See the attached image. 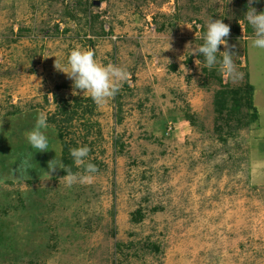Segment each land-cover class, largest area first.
<instances>
[{"label":"rangeland","instance_id":"374dc122","mask_svg":"<svg viewBox=\"0 0 264 264\" xmlns=\"http://www.w3.org/2000/svg\"><path fill=\"white\" fill-rule=\"evenodd\" d=\"M247 11L248 0H0V264H264V50ZM212 19L230 25L235 76L193 55ZM75 47L128 71L102 106L55 68ZM39 111L46 152L25 136ZM82 145L92 183L47 176Z\"/></svg>","mask_w":264,"mask_h":264},{"label":"clouds","instance_id":"9594fccd","mask_svg":"<svg viewBox=\"0 0 264 264\" xmlns=\"http://www.w3.org/2000/svg\"><path fill=\"white\" fill-rule=\"evenodd\" d=\"M258 0H248V11L244 19L254 29V39L252 46L264 50V12H257L252 5ZM230 25L225 24L223 19L210 20L207 24V31L203 37L204 43L194 50L193 55H202L206 66L211 69L217 64L222 74L228 76L236 75V66L233 60L235 53L229 46L226 37L230 36ZM224 45L225 51L220 52V46ZM171 48V45H170ZM220 54L218 59L217 54ZM182 58V57H181ZM199 61L196 60V64ZM69 67H61L58 61L55 62V68L63 72L68 78L74 81L73 95H77L76 90H80L84 95H90L97 106L104 105L110 98H114L120 91V82L128 78L127 69L116 64H101L95 58L93 50L75 47L68 56ZM183 65L181 64V68ZM47 114L39 111L34 128L25 133L28 143L38 152H46L49 140L46 130L49 127ZM77 169L83 168V172H73L72 167L64 164L57 165L55 159L49 162V171H45L51 178V173L58 168L66 172V175L60 177V183L63 182L71 187L74 183L90 184L94 180V174L99 171L98 167L88 162L91 149L87 145L72 148L69 150ZM29 167L28 160H24L19 165V170H25ZM50 180V179H49Z\"/></svg>","mask_w":264,"mask_h":264},{"label":"trees","instance_id":"16d2710c","mask_svg":"<svg viewBox=\"0 0 264 264\" xmlns=\"http://www.w3.org/2000/svg\"><path fill=\"white\" fill-rule=\"evenodd\" d=\"M251 89H252V87H251ZM249 90H250V87H249ZM230 92H234V94H236L237 95V93H239L240 92V90H236V91H230ZM224 103H226V98H225V96L222 98V102H220V101H218V99L216 100V105H217V112H221L225 107H224ZM234 103H235V106H237V103H238V99L236 98V97H234ZM232 109H234V106H232L231 107ZM65 149H68V148H65ZM69 152H67V151H65L64 152V156L62 157V164H64L65 166H70V167H72V170H73V172H75L76 171V169H75V166H74V162H73V160L69 157V154H68ZM61 175L62 176H65L66 175V172H64L63 170H61Z\"/></svg>","mask_w":264,"mask_h":264},{"label":"water","instance_id":"95a60500","mask_svg":"<svg viewBox=\"0 0 264 264\" xmlns=\"http://www.w3.org/2000/svg\"><path fill=\"white\" fill-rule=\"evenodd\" d=\"M99 3H100V2L96 1V2H94V5H95V6H98Z\"/></svg>","mask_w":264,"mask_h":264}]
</instances>
